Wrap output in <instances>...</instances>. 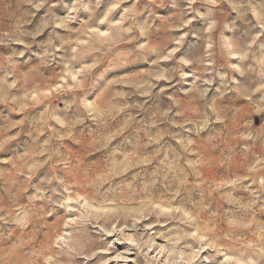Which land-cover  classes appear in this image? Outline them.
Masks as SVG:
<instances>
[{
	"label": "rangeland",
	"instance_id": "rangeland-1",
	"mask_svg": "<svg viewBox=\"0 0 264 264\" xmlns=\"http://www.w3.org/2000/svg\"><path fill=\"white\" fill-rule=\"evenodd\" d=\"M0 264H264V0H0Z\"/></svg>",
	"mask_w": 264,
	"mask_h": 264
}]
</instances>
